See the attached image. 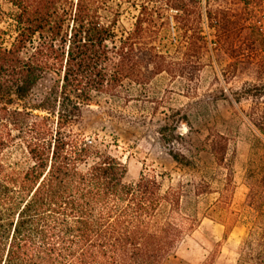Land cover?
Returning a JSON list of instances; mask_svg holds the SVG:
<instances>
[{
    "label": "trees",
    "instance_id": "obj_1",
    "mask_svg": "<svg viewBox=\"0 0 264 264\" xmlns=\"http://www.w3.org/2000/svg\"><path fill=\"white\" fill-rule=\"evenodd\" d=\"M7 1L20 10V28L10 47L0 45V264H168L199 221L182 211L184 186L163 191L146 173L127 182L126 166L104 142L75 128L94 95L128 77L124 46L107 44L114 34L94 9L99 0H78L74 12L68 0ZM48 71L59 78L30 102ZM260 109L255 119L264 134ZM166 129L161 136L171 144L174 134ZM208 138L217 165L211 178L223 179L216 205L232 219L229 140L219 132ZM14 149L23 152L26 168L10 159ZM200 181L195 195L212 192L207 179ZM258 201L264 205V166L247 205ZM239 261L264 264V210L242 240Z\"/></svg>",
    "mask_w": 264,
    "mask_h": 264
},
{
    "label": "rangeland",
    "instance_id": "obj_2",
    "mask_svg": "<svg viewBox=\"0 0 264 264\" xmlns=\"http://www.w3.org/2000/svg\"><path fill=\"white\" fill-rule=\"evenodd\" d=\"M68 2L74 12L78 0ZM96 7L114 34L108 46H124L128 77L94 95L76 130L104 142L126 166L127 182L146 173L157 177L163 191L184 186L182 211L199 221L168 264H251L239 259L242 240L264 210L262 201L247 205L264 166V134L256 122L264 107L262 0H207L206 9L202 0H99ZM19 13L13 3L0 1V45L15 41ZM58 78L46 72L30 102ZM163 126L174 134L171 144L161 136ZM217 132L228 137L233 161L232 219L216 205L223 179L211 178L217 165L208 137ZM170 150L193 164L176 162ZM10 159L28 165L19 149ZM202 177L212 192L197 196L193 186Z\"/></svg>",
    "mask_w": 264,
    "mask_h": 264
},
{
    "label": "built area",
    "instance_id": "obj_3",
    "mask_svg": "<svg viewBox=\"0 0 264 264\" xmlns=\"http://www.w3.org/2000/svg\"><path fill=\"white\" fill-rule=\"evenodd\" d=\"M202 1H203V3H204V8L206 9V7H205V3H206L207 0H202ZM262 2H263V8H264V0H262ZM262 25H263V27H264V11H263V17H262Z\"/></svg>",
    "mask_w": 264,
    "mask_h": 264
}]
</instances>
